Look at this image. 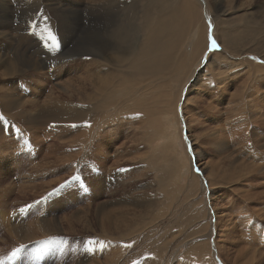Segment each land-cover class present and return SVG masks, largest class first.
<instances>
[{"label": "rangeland", "instance_id": "obj_1", "mask_svg": "<svg viewBox=\"0 0 264 264\" xmlns=\"http://www.w3.org/2000/svg\"><path fill=\"white\" fill-rule=\"evenodd\" d=\"M91 1L0 0V31L4 36V39L0 36V43L5 45L9 41L14 52L17 49L16 52L36 53L39 58L42 56L40 59L43 60L44 58L51 59L63 51L66 54L67 51L72 52L78 44L95 42L96 39L103 37L104 26L108 27L111 22L106 20L105 23L108 24L99 23L96 17L97 12L102 8L108 9L111 3H107L108 0L103 2L102 5H98L96 1ZM134 1H141L144 5L148 0ZM224 1L221 0L219 4H215L214 0H206L207 10L201 7L200 16L202 15V20L205 21V18L208 17L204 22L205 27H202L199 23L198 27L195 26L199 34L200 31L202 32L201 38L203 41L205 40L202 45L206 46V49L202 48L201 55H195L190 48L193 45V40L187 35L188 25L184 29V22L177 24L184 31L175 56L178 58L182 54L187 57V60L184 68L178 66L173 70H167L170 73H167V76L172 78L174 74L184 70L188 74H193L191 78L186 80V77L181 81L173 78L172 82L169 83L170 85H166L164 84L166 81H157L155 77H150L143 85H138V87H143L139 93L146 90L145 99L148 101L149 106L156 111H160L164 107V100H169L168 96L165 97V91L169 92V95L171 92L170 96L173 95L171 99L176 97L174 98L175 101L172 100L177 104V116L179 118L177 119L180 124L181 141L186 144L183 147L186 151H183L189 156L186 155V158L191 160L187 161L182 157L181 152L183 151H180L179 147H174L176 155H174L175 152L172 153L171 149L165 151L164 141L158 137L151 149L157 150L155 152L160 157L158 167L162 172L166 171L164 172L167 173L165 174L166 179L157 180L160 175L155 170L157 167L153 169L147 165L150 164L149 160L154 158V152L151 149L149 150V146L139 130L141 127L137 126L136 119L127 118V121L123 122L125 128L117 127L114 128L116 130L108 132V134L120 135V140L114 144L115 146L105 143L102 139L104 132L101 133L102 137L99 140L108 149V153L110 154L113 150L120 152L117 157H110L111 161L109 159L108 162L105 161L106 168L111 169L112 167L114 170L112 172H117L118 176L112 178L113 180L110 176V178L105 176L106 181L108 180L107 184L102 185L103 187L100 186L99 189L97 188V194L94 192V196H91L93 193L90 192V186L85 179V175L91 173L92 168L96 166L93 162L96 161H89L90 168L87 170L81 168L79 162L71 169V165L75 164L76 161L74 156L78 153L76 141L79 142L78 136L87 129L82 130L80 127L75 129V127L67 132V129L60 127L56 131H46L43 125H36L35 130L31 131L30 126L23 122L24 120L20 122L16 120L14 125V120L1 114L6 125V128L2 130L3 136L6 137L5 140L9 139L8 142L12 140L16 142L11 146L9 144V149L0 150V155H4L0 156V160L4 157L7 158L4 166L0 163V264H205L204 261L208 262V258L214 264H247L251 262L252 255L256 256L257 253L254 252H259L260 255H257L255 261L252 262L264 264V124L262 123L264 119H260L261 122L256 124H253L252 119H235L239 110H237L238 107L235 100H233L243 86L245 79L247 80V78H242L240 73L252 71L253 69L250 68H253V65L264 67V21L258 17L256 21L252 20L251 17H247L246 11L249 0H235L231 10L228 9V3H224ZM260 2L263 3L264 0H260ZM134 5V7L122 5V13L116 17L120 20L119 24L121 23L122 32L130 29L129 33L133 38L141 32L142 27L138 14L139 5L137 3H134ZM226 12L233 14L224 16L223 13ZM110 17L111 14L108 15V19ZM215 20L217 21L215 22ZM222 20L227 21L222 24L218 22ZM256 22H259L260 25H256ZM202 28H204L203 31ZM205 28L206 37L203 34ZM220 30L222 36L229 34L228 42L233 40L232 52L227 54L230 57L226 58V67L220 70L226 72L236 70L237 67L228 68L227 64H239L240 62L245 64L243 65L245 70L240 71L233 82L228 83L220 97H215V87L218 86V82L216 83L212 79L211 83L214 85L215 82V87L204 88L202 86L200 89L202 92L198 94L197 90L194 91L193 88L197 82H194V79H202L197 84L202 83L203 78L209 80L211 73L216 72V67L222 64L220 58L213 56L214 53L222 51V45L216 33ZM49 33L52 36L54 35V42L49 38ZM224 38L226 39V37ZM211 40L216 42L218 46H215V48L217 49L212 47ZM79 48L81 47L79 46ZM12 50H7V53L9 52L7 55L10 57H14L10 53L13 52ZM188 55L191 58L193 56L190 59L191 61ZM210 64L212 68L208 67ZM82 67L77 68L75 71L65 72L60 77L52 74L51 69H49L51 72H48V75L46 74L44 77L37 73L38 76L35 72L17 75L14 76L15 78H4V80L0 77V93H14L11 94L14 95V98H22L21 104L17 103L15 112H19L24 119L38 118L43 111L53 108L56 100L65 101V97L70 94L65 82H74L76 78L85 80L83 77L87 79V76H89L87 73L90 71L89 74H91V71H93L92 67L89 68L90 70ZM185 68H189L188 71ZM44 70L47 71V69ZM194 76L195 78H193ZM38 79L40 80L38 81ZM150 80H153V82L147 84ZM139 81L138 79H131L126 86L139 83ZM159 83H163L165 90L160 89ZM76 85L74 83L73 87L76 88ZM92 86L93 84L91 85L89 80H86L88 94L94 91ZM147 86L150 87L146 88ZM171 87L174 89H171ZM181 87L183 89L179 99L178 93ZM257 89L261 90L264 95V88L258 86ZM8 90L10 92H7ZM73 90L72 88L71 91L73 92ZM187 92H191L189 96H192V102L195 100L192 106L193 117H191L195 124L193 126L191 122V126L194 127V134L201 132L199 137H203L202 134L204 133L212 135L215 131H219L220 134L219 136L213 135L207 138L211 146L206 143L199 145L202 146L201 150L204 154L198 159L194 158L193 155L190 156L191 151L189 152V148H187L190 134L186 129L185 115L182 113V100ZM50 93L53 95L48 98ZM110 99L107 98L105 105L99 104V100L89 102L88 104L93 108L87 115L92 117L94 114L98 115L101 111L105 114L102 113L98 116L109 115L113 107H109L108 102H110ZM250 100L257 102L259 99L254 96L247 97L248 103ZM209 102L211 103L210 107L207 106ZM263 103H259L261 112H264ZM172 113L173 109L170 112L168 111L166 119L157 118L154 114L155 116L150 119L152 123L148 121V124L151 123L154 128L159 129L163 126L164 121L171 122L173 119ZM90 116L87 117L91 118ZM94 117L95 115L92 118ZM10 125L14 126L15 129L17 126L18 128L16 130L8 129ZM125 131L126 133H124ZM219 139L225 141L226 144L219 143ZM72 140L73 143L66 145ZM204 140L206 141L205 138ZM204 140L202 139L201 142L203 143ZM213 145L222 146L221 151L223 153L217 154L215 148L218 147ZM91 149L95 152L93 145H91ZM100 153H103V151H100ZM229 159L230 161L227 162L226 160ZM178 161L183 162L184 167L180 173H177V170L175 173L173 168L177 166ZM113 163H115V166L111 165ZM216 163H220L219 167H221L219 169L224 170L219 175L221 177L227 175V179L224 178V182L217 185L208 186L203 179L204 175ZM234 165L237 166L232 168ZM188 166H191L192 174L197 176L196 192H192V188H189L191 181L188 171H186ZM252 166L257 171H251ZM204 167L206 170L203 169ZM137 169L139 171L134 173ZM98 170L101 174L100 167L96 166L93 171H97L95 172L97 174ZM139 174H143L140 179H138ZM231 178L234 179L233 183L229 180ZM135 180L137 185H141L140 182L142 181L144 184L146 183L143 185L144 188L137 186L135 193L143 192L145 193L144 196H148L147 198L153 202L161 200L160 202L169 206H167L168 210L165 208L167 213L156 217L152 221L149 215H144V210L132 208L131 210L134 212L139 211L137 215L142 216H137L136 213L135 215H126L124 216L126 217L124 222L118 220L111 225L107 219H104L109 215L107 213H111L119 207L117 205L112 206L114 204L112 202L119 199L125 192L131 193L136 185H130V183ZM111 181L115 185L113 189L108 183ZM158 188L165 189L164 192L168 189L166 195L164 196ZM199 200H201L199 204L194 203ZM211 205L218 208L219 211L225 212L224 219L227 221L233 220L228 234L226 233L227 237L222 238L224 242L219 243L222 250H219V247L216 246L218 245L219 233L216 230L218 225ZM22 209L23 211H21ZM203 211H206V218L202 216ZM154 214L153 212L152 216ZM238 218L241 221H238ZM53 219H55V226L50 221ZM187 220L192 221L193 234L187 230V227H189L186 224ZM42 221H46V223L44 224ZM42 224L46 226L45 229H42ZM147 225H152L149 226L152 228L148 229ZM170 227H174V229L168 233L167 228ZM158 228L160 231H158ZM195 228L201 232L196 233ZM156 229L158 232L155 231ZM20 231L22 236L17 237L16 234ZM164 231H167L166 234ZM200 234L205 237L204 240L207 237L209 241L206 239L205 242H208L207 245L210 246V249L209 252L207 250L200 252V260H198L196 254L202 238ZM170 237L174 238L173 244L167 248L158 246L161 240L166 241L169 239L171 241L172 238ZM51 239L58 240L60 243L51 245L40 243ZM90 241L91 243H89ZM154 242L156 244H152ZM251 246H254L256 250ZM16 249H20V252L14 258L9 259ZM236 256L237 260L234 262Z\"/></svg>", "mask_w": 264, "mask_h": 264}, {"label": "bare ground", "instance_id": "obj_2", "mask_svg": "<svg viewBox=\"0 0 264 264\" xmlns=\"http://www.w3.org/2000/svg\"><path fill=\"white\" fill-rule=\"evenodd\" d=\"M92 1H96L98 5H102L103 2L108 1V0H92ZM234 1L235 0H225L224 3L227 2L228 3V9L230 8V10H231L232 5L235 4ZM214 2H215V4H219L221 2V0H214ZM107 3H111V5L108 9L102 8L98 12L95 10L97 12V16L96 15L95 16L97 17V21L99 23L108 24V23H105V21L106 20L111 21L110 25L108 27L104 26V29L102 31L103 37L101 36L102 38L96 39L95 42H87V43H82L80 45L78 44L75 46V48L73 49L72 52L67 51V54L63 51L61 54H58L55 57H52L51 59H45L44 58L45 60L43 59L44 60L43 61L42 59H40L42 56L39 58L38 54H36V53L35 54H27L26 52H16V51H18L17 49H15V52H14L12 50V44L9 43V41H8V43H5V45L0 43V77L3 80H4V78L7 79V78H12V77L17 76V75H24V73H28V72L30 74L35 72L36 74L38 73L39 75L44 77L48 72L52 71V74H56V77H60L65 72L75 71L77 68L80 69V67H82V66L85 67L86 69H89L90 67L93 68L92 69L93 71H91V74H89L90 71L87 73L90 76V79H89V76H87V79H86V77H83V78H85V80H83L81 78H76V80L74 79V82H72V81L65 82V84H67L66 85L67 90L70 91L69 92L70 94L65 97V101L56 100L54 102L53 108L46 109L45 111H43L40 114V117H38V118L34 117V118H25L24 119V117L21 116L19 112L18 113L15 112V109L17 108V103H19V105H20L22 102L21 101L22 98L21 97H20L21 99L20 98H14V95H11L14 93H11V94H9V93L1 94L0 93V145H1L0 150L1 151H4L6 148H8L9 144L11 146V145H14V143L16 142L14 140H12L11 142H8L9 139L5 140L6 137L3 136L2 130L6 128V125L4 124V121H3L4 119H2L3 118L2 116H5V115L8 116L9 118H11L12 120H14V125H15L16 120L18 122H20L21 120H24L23 122L27 123V125L30 126L31 131L35 130L36 125H43L44 130H46V131H53V130L56 131L60 127H62L63 129H67V132H68V130L70 131L72 128H75V127H76L75 129H78L77 127H80L82 130L87 129L84 133H82L78 136L79 142L76 141V143L78 144V145L76 144L78 147V153L76 154V156H74V158H76V161H75V164L71 165L72 166L71 169H73L74 166L79 162V165L81 166V168H83L84 170H87L90 168L89 161L93 162V160H95L97 162V163L93 162V164L96 165L97 167L101 168V174H100L99 170H98L97 174L95 173L97 171H95V172L93 171L96 168V166L93 165L94 168H92L91 173L90 174L88 173L87 175H85V179H86L88 185L90 186V192L92 191V193H93V195H91V196H94V192L97 194V192H96L97 188L99 189L100 186L107 184L106 182L108 180L106 181V177H108V178L111 177V179H112V178H115V176H118L117 172H112V170H113L112 167H111V169L109 167L106 168L107 165L105 166V164H106L105 161H107L110 157H117L120 154V152L113 150V152H111L109 154L108 149H106L102 145L101 141L99 140V138L102 137L101 133L104 132V134H106V135L103 134V137H102V139H104L105 143H107V144L110 143L111 145L116 144L120 140V135L119 134H108V132H110L112 130H116L114 128H117V127H119V128L124 127L125 128V124L123 122L127 121V118L136 119L138 121V122L136 121L137 126L141 127L142 130L141 129H139V130L141 131L142 136H144V139L146 140L147 145L149 146V150L154 146V143H155L154 141H156L158 139V137H160V139H163L164 145H165V147H164L165 151H168L169 149H171L172 153L174 154V152H175L174 155H176V151L174 150V147H179L180 151L184 150L183 147H184L185 143L184 144L182 143L181 137H180V131L181 130H180V124L178 123L179 118L177 116L178 115V110H177V106H176L177 104H175L172 100L176 97H173L171 99V97L173 96V95L170 96L171 92L169 95L168 94L169 92L165 91V95H166L165 97L168 96L169 100H164V102H165L164 107L162 109H160V111H156L155 109H153L152 107L149 106L148 101L145 99L146 90H143L142 92L139 93V91L142 90L143 87L142 86L138 87V85H140V84L143 85L145 82H147L148 78H150V77H155L157 81H166V82H164V84L168 85L170 82H172L173 78H175L177 81H181L186 77H187L186 80H188L189 78H191L193 76L192 73L188 74V72H185L184 70L179 71L178 73L176 72L177 74H174L172 78H169L167 76V73L169 72L167 70H173L174 68H176L178 66H182V68L185 67V62L187 60V57L181 54L177 58L175 55H176V50L178 49V45L182 41L181 39L183 36V31L185 28H187L186 27L187 25H188L187 35H189L190 38L193 40V42H192L193 45H192V47H190L191 50L193 51V53L195 55H199V54L201 55V53L203 51L202 48L206 49L205 48L206 46L202 45L205 42V40L203 41V39L201 38L202 32L200 31V34H201L200 35L199 31L195 28V26L198 27V23L200 25H202V27H203L205 25L204 22L206 21V18H208V17H206L205 21H204V20H202V15L200 16L201 7L205 8L207 10L206 0H148L146 2V4H144V5H143V2L134 1V0H109ZM134 3H137L139 5L138 14H139V19L142 22V27H141V32L139 34H137L136 36H134V38H133V37H131L132 35L129 33L130 29H127L125 32H122V27L120 26L121 23L119 24L120 20H119V18L116 19V17H118L119 14L122 13V8H121L122 5L134 7L135 6ZM258 9H261V10H258ZM65 10H67V9H65ZM218 10H220V9H218ZM83 11H84V9H83ZM98 13H99V15H98ZM88 14H87V19H88ZM110 14H111V17H110L111 19L110 18L108 19V15H110ZM230 14L232 15L233 13H230V12L223 13L224 16H228ZM246 14H248V16H247L248 18L251 17V19L254 21H256L257 17L261 18L264 21V2L261 3L260 0H249V2L247 4ZM103 20H104V22H102ZM216 21L217 20H215V22ZM226 21L227 20H222L221 22L220 21H218V22L222 24V23H226ZM181 22H184V27H183L184 29L177 26V24L181 23ZM256 25H260L259 22H256ZM203 30H204V28H202V31ZM132 33H134V32L132 31ZM216 33L218 34L217 38L220 39V44L222 45V51L220 53H214L213 56L220 58L222 61V64H219L220 67L219 66L216 67V72H213V73L210 72L211 75H210L209 80H206L205 78H203L202 83L197 84V82L199 80H202V79H199V80L194 79V82L195 81H197V82H196L195 86H193V88L195 89L194 91L197 90V93L201 94L202 91L200 89L202 88V86L204 88L212 87V86L215 87V84L218 82L217 83L218 86H216L215 87L216 90L215 89L214 90H215V97H217V96L220 97V94H222L224 88L228 85V83L233 82V79L235 78V76H237L238 73H240V71L245 70V69H243L244 68L243 65H245V64L242 62H240L239 64L229 63V64H227L228 68L235 66V67H237V69L230 71V72L220 70V69H224L226 67V63H227L226 58L230 57V56H227V54H230L232 52L231 50H232L233 40L228 42L229 34L227 33V34H224V36H222L221 30L219 32H216ZM203 34L206 37V28H205V31L203 32ZM0 36L4 39V36H3L1 31H0ZM224 37H226V39ZM229 39H230V37H229ZM79 46L81 48H79ZM216 46H218V45H216ZM6 49L7 50L11 49L13 52H10V53H12L14 55V57L8 56L7 54L9 52L7 53ZM215 49H217V48H215ZM29 52H31V51H29ZM41 55H44V54H41ZM39 56H40V54H39ZM49 58H50V56H49ZM188 58L190 60L193 58V56L191 58V56L188 55ZM227 60H229V59H227ZM230 61L235 62L234 60H230ZM230 61H228V62H230ZM241 66H242V68H241ZM125 67H126V69L124 70ZM208 67L212 68L211 64L208 65ZM44 69H47V71L45 72ZM49 69H51V71ZM185 69L188 71L189 68H185ZM250 69H253V70L252 71L250 70V72H246V71L244 73L242 72L243 74L240 73V76L242 78L243 77L247 78L248 81L245 79L243 86L238 91V94H237L238 98H237V96H235V98L233 99V100H235V103L238 107L237 110H239L238 115L235 116V119H252L253 124H256L257 122H261L260 119H264V114H263L264 112L260 111L261 105L259 106V103H261V102L263 103L264 95H263V92L261 90L257 89L258 86L264 88V67H261L259 65H253V68H250ZM230 70H232V69H230ZM42 71H44L45 73H43ZM36 74H35V76H36ZM168 74H170V73H168ZM208 74H206V75H208ZM160 75H163V76H160ZM31 77H32V75H31ZM193 78H195V76ZM33 79H34V77H33ZM131 79H138L140 81H139V83H136V84L133 83L132 85L129 84V86H126V85H128V82H130ZM211 79L216 82V83L214 82V85H212L213 83H211L212 82ZM39 80L40 79H38V81ZM86 80H89L91 85L93 84L92 87H93L94 91L90 94H88V89L86 88ZM152 82H153V80H150L147 84H151ZM74 83H75V85L77 83L76 88L73 87ZM159 85H160V89L165 90V88H163V83H159ZM149 87L150 86H147L146 88H149ZM72 88L75 91L73 90V92H72L71 91ZM171 89H174V88L171 87ZM182 89H183V87H181V89L179 90V93H178L179 99L181 97ZM51 90H53V89H51ZM7 92H10V91L8 90ZM188 92L185 93V95L183 96L184 98L182 100V108H183L182 113H183V115H185L186 129H187L188 133L190 134L189 137L191 139V140L189 139V141L187 143V148H189L188 149L189 152L191 151L189 153L190 156L193 155L194 158L198 159V157H201V155L204 154L201 150L202 146L200 147L199 145L200 144L202 145L205 143L208 145L211 144L207 138H209L210 136H213V135L219 136L220 134H219V131H215L212 135H207L204 133V134H202L203 137H199V136H201V132H197V134H199V135L194 134V130H193L194 127L191 126V122H192L193 126L195 124H194V121L191 119V117H193L192 106H193L195 100L192 102L193 98H192V96H189L191 92L190 93H188ZM2 93H4V92H2ZM52 95L53 94L50 93V96L48 98H50ZM253 96L259 100L257 102L250 100L248 103L247 97L251 98ZM62 97L63 96L61 95V98ZM108 97L111 98L110 99L111 103L108 102L110 104L109 107L113 106L111 108V113L109 115L98 116L99 114L104 113L102 111L98 115L94 114L95 115L94 118H92L94 116L93 114H92L93 115L92 117L90 115H87V113L93 108V106H90V104H88L89 102H92V101L95 102V101L99 100V104L105 105ZM75 99H77V100H75ZM197 99H199V98H197ZM212 99H213V97H212ZM174 101H175V99H174ZM23 103H24V101H23ZM196 103H197V101H196ZM34 105H36V104L34 103ZM207 106L210 107L211 103L209 102ZM30 108H31V106H30ZM172 109H173V113H172L173 119L171 120V122L167 123L166 121H164V123L166 122L165 125H164V123H162L163 126L162 127L159 126V127H161V128L158 127L159 129L154 128L151 125L152 121H150V119L152 116L156 115L157 118L162 117V119H166L168 111L170 112ZM1 114H3V115L1 116ZM87 116H90L91 118H89ZM148 121H150L151 123L148 124ZM262 123L264 124V122H262ZM17 128H18V126H17ZM8 129L13 130L15 128H14V126L10 125ZM124 133H126V131ZM104 137H106V138H104ZM23 138H24V136H23ZM204 138L206 139V141L204 140ZM10 139H12V138H10ZM202 139L204 140L203 143L201 142ZM218 142L222 143V144H226V142L223 141L222 139H219ZM71 143H73V140L70 141L69 143H66V145H70ZM91 145L94 146L95 152H93V150L91 149ZM39 146H40V144H39ZM209 146H211V145H209ZM213 146H215V145H213ZM215 147H218V145ZM192 149L194 150V152ZM215 149L217 151V154L223 153V151H221L223 149L222 146H219L218 148H215ZM151 150H153V152H154L153 153L154 158L150 159L149 160L150 164H147V165L153 169L157 167L155 170H157L160 174L158 176L157 180L166 179L167 176L165 174H167V173H164L166 171L162 172L161 170H159L160 167H158V161L160 160V157L157 156V153L155 152L156 149H151ZM6 151H8V150H6ZM100 151H103V153H100ZM132 151H133V149H132ZM184 151H186V150H184ZM184 151L181 152L182 157L187 161L191 160V159L188 160V158H186L188 155ZM0 156H4V155H0ZM256 156H257V154H256ZM263 156H264V154H263ZM26 157H28V156H26ZM6 159L7 158L4 157L2 160H0V163L2 166H4L6 164V162H5ZM116 159H118V158H116ZM226 161L229 162L230 159L226 160ZM71 163H73V162H71ZM219 164L220 163H216L215 165L211 166V168L209 169L207 174L204 175L203 179L208 184V186L217 185L221 182H224V178L227 179V175H224L222 177L219 175L224 171V170L219 169L221 167V166L219 167ZM111 165L115 166V163H113ZM178 165H179V167H177ZM263 165H264V163H263ZM177 166H174V168H173L174 172L176 173V170H177V173H180L182 171V168L184 167L183 162L178 161ZM236 166L237 165H234L232 168H235ZM259 168H258V170H259ZM203 169H205V167ZM250 170L254 171V172L257 171V169L255 167H253V169H250ZM138 171H139V169H137L134 173H137ZM186 171H188V174L190 176V181H191L190 182L191 185L189 188H192V192L193 191L196 192V188L198 185L197 176L192 174L191 166H188L186 168ZM142 175L143 174H139L138 179H140V177ZM229 180L232 183L234 181L233 178H231ZM236 180H238V179H236ZM108 183H110L109 185H110V187H112V189L115 187V185L112 184L113 181L108 182ZM136 183H137L136 180L133 181L132 183H130V185H132V184L136 185L135 188L133 189V191L131 190V193L125 192L119 199L112 202V203H114V204H112V206L117 205L119 207H117L118 209L116 208L117 210L114 209L111 213H107L109 215L107 217H105L104 220L107 219L108 223H110L111 225L116 223L118 220H120V222H124V220L126 219V217H124V216L135 215V213L137 215V213H139V211L134 212L133 210H131L132 208H137V209H140L141 211L144 210V212H145L144 215H149V217H151L152 221L156 217L162 216L164 213H167V212H165V210L166 209L168 210V208H167L168 205L166 206L165 204H163V202H160L161 200L160 201L156 200V202H153L147 198L148 196H144L145 193H143V192L135 193L137 186L144 188L143 185L146 184V183L144 184L143 181L140 182L141 185H139V184L137 185ZM235 183H236V181H235ZM158 189L160 192H162L164 194V196L166 195V193L168 191V189H166L167 191H165V192H164L165 189H162V188H158ZM140 191H142V190H140ZM88 192H89V190H88ZM100 192H101V190H100ZM244 198H248V197H244ZM200 202H201V200H199L198 202H194V203L199 204ZM211 207H212V210H214L216 222L218 225V226H216V230L219 233L218 238H217V244L218 245H216V246L219 247V250H222L220 248L222 246H220L219 243L221 241L224 242V240H222V238L225 239L227 237V234L229 232V227L233 223V220L230 219L227 221L226 219H224L225 215H226V214H224L225 213L224 211H219V209L214 207L213 205H211ZM169 210H170V208H169ZM153 212L155 214L152 216ZM137 216H142V215L139 214ZM202 216L204 218H206V211H203ZM220 218H222L223 220H221ZM243 220L245 221V219H243ZM50 221L53 222V223H51L53 226L56 225L55 219L50 220ZM238 221H241V220L239 219ZM42 222L44 224L46 223V221H42ZM142 223H144V222H142ZM186 224L189 225V227H187V230L190 231L191 234H193L192 221L187 220ZM149 226H152V225H147L148 229L152 228ZM45 227L46 226H44L42 224V229H45ZM167 229H168V233H170L174 229V227H172V228L170 227ZM155 231H157V229ZM155 231H154V234H155ZM158 231H160L159 228H158ZM14 232H15V230H14ZM164 232L166 234L167 231H164ZM195 232L200 233L201 231L198 230L197 228H195ZM180 233H181V231H180ZM165 234H163V235H165ZM20 235L22 236L21 231L16 234L17 237H20ZM209 235H210V233H209ZM202 236L203 235H201V237ZM170 238H172V240L170 239L171 241H169V239L166 241L161 240L160 243L158 244V246H160L161 248H167L168 246L173 244V241H174L173 237H170ZM203 238H205V237H202L201 238L202 240L200 239V242H199L200 245L198 247V253L196 254L197 259L199 258L198 260H200V254H201L200 252L206 251V250H207V252H209V249H210L209 248L210 246L208 247V245H207L208 242H205L207 237L205 240ZM207 241H209V240L207 239ZM232 241L236 242L235 240H232ZM156 243H157V241H156ZM156 243L154 242L152 244H156ZM214 244H215V242H214ZM251 247L253 248L254 246H251ZM251 249H250V252H251ZM255 250H256V248H255ZM223 252H221V253H223ZM254 253H257L256 256L260 255L259 252H254ZM252 254H253V252H252ZM256 256L252 255L251 256V262H248L247 264L254 263L252 261L256 258ZM236 258H237V256L235 257L234 262H236V260H237ZM259 261H260V259H259ZM204 263L205 264H214L212 262V260H210L209 258H208V262L204 261ZM254 264H256V263H254Z\"/></svg>", "mask_w": 264, "mask_h": 264}, {"label": "snow or ice", "instance_id": "obj_3", "mask_svg": "<svg viewBox=\"0 0 264 264\" xmlns=\"http://www.w3.org/2000/svg\"><path fill=\"white\" fill-rule=\"evenodd\" d=\"M49 38H50L51 40H53V42L55 41V37H53V36L51 35V33H49ZM210 39H211V38H210ZM211 44H212V47L215 48V46H216V42H215L214 40H211ZM21 211H23V209H22ZM40 243H41V244H44V245H51V244H55V243H60V241L55 240V239H51V240L41 241ZM89 243H91V241H90ZM89 250H91V249H89ZM19 252H20V249H16V250L12 253V255L9 257V259L14 258V257L17 255V253H19Z\"/></svg>", "mask_w": 264, "mask_h": 264}]
</instances>
